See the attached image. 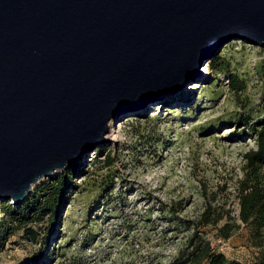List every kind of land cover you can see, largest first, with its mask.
<instances>
[{
  "label": "water",
  "instance_id": "obj_1",
  "mask_svg": "<svg viewBox=\"0 0 264 264\" xmlns=\"http://www.w3.org/2000/svg\"><path fill=\"white\" fill-rule=\"evenodd\" d=\"M232 38L264 46V0H0V201L22 204Z\"/></svg>",
  "mask_w": 264,
  "mask_h": 264
},
{
  "label": "rangeland",
  "instance_id": "obj_2",
  "mask_svg": "<svg viewBox=\"0 0 264 264\" xmlns=\"http://www.w3.org/2000/svg\"><path fill=\"white\" fill-rule=\"evenodd\" d=\"M217 59L228 64L243 90H233L225 73L211 69ZM201 63L200 73L183 80L173 96L115 114L103 135L111 141L95 144L72 163L81 172L54 231L48 235L47 219L17 231L0 264H170L189 233L166 222L169 208L181 207L172 218L176 224L195 220L207 201L236 218L244 154L255 148L254 135L237 119L264 116L258 71L264 70V46L232 38ZM108 159L112 165L106 167ZM8 201L13 203H0ZM202 234L228 258L252 263L244 227L227 241L218 239L216 227Z\"/></svg>",
  "mask_w": 264,
  "mask_h": 264
},
{
  "label": "trees",
  "instance_id": "obj_3",
  "mask_svg": "<svg viewBox=\"0 0 264 264\" xmlns=\"http://www.w3.org/2000/svg\"><path fill=\"white\" fill-rule=\"evenodd\" d=\"M216 63L211 65V69L225 73L228 81L232 82L233 90L244 89L242 81L231 74L227 63L220 64L219 59ZM258 71L264 78L263 68L258 67ZM237 122L255 138V148L244 154L245 171L238 187L237 217L230 216L227 211L222 212L219 205L207 201L203 211L195 220H179L176 224L172 218L177 216L181 207L179 210L169 208V217L164 218L166 222L174 224V230L180 229L189 233V236L185 238L184 246L179 249L170 264H242L236 259L228 258L213 247L210 240L202 234V229L206 227H216L218 239L223 241H227L234 230L244 227L247 231V247L253 251L254 255L251 264H264V116L260 119L252 118L249 121L240 117ZM111 165L112 160L108 159L105 166ZM80 169L79 165L72 164L61 174L38 185L18 206L9 201L0 203V253L4 251L11 236L29 225L39 224L47 219L50 223V227L46 228L48 235L54 231L59 209L67 194L73 189L72 187H75L73 178L76 173L81 172ZM222 221L224 224L219 226ZM29 236L34 239L35 234L30 232ZM37 261L35 264L38 263Z\"/></svg>",
  "mask_w": 264,
  "mask_h": 264
}]
</instances>
